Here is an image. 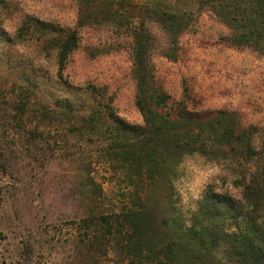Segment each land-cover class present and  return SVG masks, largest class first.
<instances>
[{"label":"rangeland","instance_id":"rangeland-1","mask_svg":"<svg viewBox=\"0 0 264 264\" xmlns=\"http://www.w3.org/2000/svg\"><path fill=\"white\" fill-rule=\"evenodd\" d=\"M115 1L192 16L174 44L160 22H145L154 83L170 96L165 111L175 114L184 101L200 114L235 112L243 127L254 128L260 148L264 55L233 44L230 26L214 11L199 10L198 0ZM78 18L77 0H0V264H82V220L131 202L128 181L103 157L104 137L89 136L84 118L102 115L103 130L114 127L115 117L144 125L136 103L135 39L110 23L79 26ZM42 24L79 29V47L62 69L58 51L39 40ZM177 169L187 215L208 185L239 193L233 179L224 181L225 165L188 158ZM89 174L102 188L96 201ZM97 264L129 262L115 245Z\"/></svg>","mask_w":264,"mask_h":264},{"label":"trees","instance_id":"trees-1","mask_svg":"<svg viewBox=\"0 0 264 264\" xmlns=\"http://www.w3.org/2000/svg\"><path fill=\"white\" fill-rule=\"evenodd\" d=\"M77 1L79 26L110 23L132 32L136 103L144 118L143 126L131 127L115 117L114 127L104 130L99 113L84 118L89 136L104 137L103 157L128 181L131 202L82 220V264H97L115 245L129 264H264V140L257 148L254 128L243 127L235 112L200 114L184 101L175 114L165 111L170 96L153 80L147 18L160 22L174 44L192 16L115 0ZM198 8L214 11L230 26L233 44L264 55V0H198ZM41 28L39 40L58 51L62 69L79 47V29ZM188 158L225 165L224 181L233 179L239 193L208 185L185 214L176 182L182 175L177 168ZM87 180L96 201L102 188L91 174Z\"/></svg>","mask_w":264,"mask_h":264},{"label":"clouds","instance_id":"clouds-1","mask_svg":"<svg viewBox=\"0 0 264 264\" xmlns=\"http://www.w3.org/2000/svg\"><path fill=\"white\" fill-rule=\"evenodd\" d=\"M185 194L183 193V191H181V196L183 197Z\"/></svg>","mask_w":264,"mask_h":264}]
</instances>
